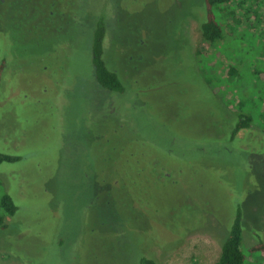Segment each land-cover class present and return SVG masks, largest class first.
Segmentation results:
<instances>
[{"label": "rangeland", "instance_id": "rangeland-1", "mask_svg": "<svg viewBox=\"0 0 264 264\" xmlns=\"http://www.w3.org/2000/svg\"><path fill=\"white\" fill-rule=\"evenodd\" d=\"M205 9L0 2V152L16 157L0 195L18 206L0 264H215L238 209L244 246L264 242V18L237 8L234 35L207 48ZM100 20L122 92L95 79ZM237 112L252 120L233 138Z\"/></svg>", "mask_w": 264, "mask_h": 264}, {"label": "trees", "instance_id": "trees-1", "mask_svg": "<svg viewBox=\"0 0 264 264\" xmlns=\"http://www.w3.org/2000/svg\"><path fill=\"white\" fill-rule=\"evenodd\" d=\"M247 1L248 0H204L206 12L204 19L202 21L200 20L203 45L209 48L215 43L222 41L226 35H231V37L234 35L236 28L235 24H239L240 20H243L236 17L238 13L237 8H239V12L243 11L242 16H245L247 20L252 18H254V20H263L264 0H254L250 7L249 5L244 6V3ZM0 2H2V0H0ZM107 32V25L104 20L98 21L93 32L92 40V63L95 79L101 88L122 92L125 90V85L121 80L122 77L107 65L104 57ZM198 52H201V50ZM3 62L4 60L0 61V89H2L4 80ZM262 107H264V103ZM251 120L252 118L250 116L237 112V121L232 130V137L234 138L240 129L249 127ZM13 160H16L15 156L0 152V166L4 161ZM1 184L2 181L0 180V185ZM17 209L18 206L14 203L11 195L7 192H3L0 195V223H2L5 215L14 216ZM260 253L264 254V242L250 247L244 246L242 212L238 209L228 235L222 243L220 256L215 264H252L256 255ZM138 264L156 263L154 259L146 256L142 252Z\"/></svg>", "mask_w": 264, "mask_h": 264}]
</instances>
